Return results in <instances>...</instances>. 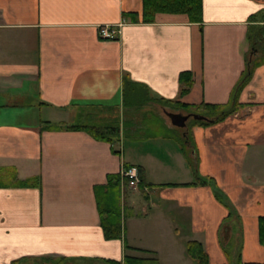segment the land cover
<instances>
[{
  "label": "crops",
  "instance_id": "0c3cea01",
  "mask_svg": "<svg viewBox=\"0 0 264 264\" xmlns=\"http://www.w3.org/2000/svg\"><path fill=\"white\" fill-rule=\"evenodd\" d=\"M263 8L264 0H202L201 22L173 13L142 22V0H0V169L40 180L39 187H0V264H111L122 261L123 240L162 264H194L185 246L195 240L209 264H231L218 236L228 209L211 183L238 216L228 251L240 236L241 263L264 264V63L239 91L236 112L208 126L177 127L164 108L188 112L157 101L227 104L260 23L250 16ZM117 23L115 39L99 38L100 25ZM182 71L193 82L179 96ZM125 81L132 82L127 92ZM134 86L142 89L140 106L124 102V92L135 100ZM81 118L95 123L74 122ZM99 119L118 129L117 141L83 128ZM187 134L196 171L181 149ZM124 165L142 169L144 182L123 193V236L108 240L94 187ZM196 173L210 182L192 184Z\"/></svg>",
  "mask_w": 264,
  "mask_h": 264
},
{
  "label": "trees",
  "instance_id": "16d2710c",
  "mask_svg": "<svg viewBox=\"0 0 264 264\" xmlns=\"http://www.w3.org/2000/svg\"><path fill=\"white\" fill-rule=\"evenodd\" d=\"M157 13H173V14H185L190 22H201L202 21V0H142V22H152ZM130 20L136 22L138 19L137 13H131L129 15ZM250 21L260 22L254 29L255 32L252 36V42L250 49L246 56V70L242 77L239 79L237 84L232 90L229 102L227 104H207L201 103L199 105H188L179 103L178 101L158 99L159 103L164 105H170L173 103L175 107L188 113H198L206 116L208 120H195L189 119L188 125H202L208 126L223 120L226 116L233 114L239 108L238 93L242 87L250 79L252 70L255 66L264 63V8L255 14L250 16ZM193 78L190 71H182L178 76V95L183 96L186 94L192 86ZM132 84L129 81L124 82L125 92H127L128 86ZM134 91L138 92V95H134L135 100H130L129 94L124 92V102L126 105L140 106L141 98L140 93L142 89L139 87H131ZM68 129L82 128V126L69 125ZM85 130L94 138L99 140H106L109 142H115L116 133L118 129L114 125L108 126H97L88 125L83 126ZM182 151L186 156V159L190 166L196 171V160L194 155L191 154L195 151V145L191 134H187L182 141ZM118 153L117 150H113ZM128 166V165H124ZM140 177V185L143 184L142 169H138ZM209 178L202 177L196 173V181L192 184H206L210 182ZM121 183L120 174H111L107 177V182L103 185L94 187V196L96 200V207L99 215L100 226L102 228L103 236L105 239H118L123 236V222H122V211H121V199L119 186ZM212 184L213 194L217 200L222 202L228 209V214L222 220L218 230V236L220 245L226 254L231 264H242L240 260V247L241 237L239 236L236 241L234 252L228 251V239L231 236L232 223L238 221V216L235 213L234 207L225 194L214 184ZM19 187V186H40V180L38 177H31L26 180H21L17 177L14 168H1L0 169V187ZM240 235V234H239ZM258 238L259 242L264 249V216L258 218ZM123 248L125 254L122 261L107 260L111 264H162L158 258L151 254V251L133 248L123 240ZM128 250H141L147 252L148 255L137 256L131 255ZM186 255L192 260L194 264H209V258L207 253L204 251L202 244L199 241L191 240L186 243L185 246ZM264 263V262H263Z\"/></svg>",
  "mask_w": 264,
  "mask_h": 264
},
{
  "label": "built area",
  "instance_id": "2783aa9c",
  "mask_svg": "<svg viewBox=\"0 0 264 264\" xmlns=\"http://www.w3.org/2000/svg\"><path fill=\"white\" fill-rule=\"evenodd\" d=\"M122 23L103 24L98 28V36L103 40L115 39L120 33ZM121 176V185L125 184L128 187H138L140 185V177L138 169L134 166H122L119 172Z\"/></svg>",
  "mask_w": 264,
  "mask_h": 264
},
{
  "label": "rangeland",
  "instance_id": "374dc122",
  "mask_svg": "<svg viewBox=\"0 0 264 264\" xmlns=\"http://www.w3.org/2000/svg\"><path fill=\"white\" fill-rule=\"evenodd\" d=\"M162 110H163V108H161ZM169 109V108H168ZM168 109H166V108H164V111L166 110V111H169ZM160 109L158 108L157 110L155 109V111H157L156 113L158 114H160V112H162V111H159ZM163 115H164V113H163ZM165 117H166V115H164ZM143 118H149V117H143ZM142 118V119H143ZM167 118V117H166ZM107 120H106V122L107 121H109V120H111V117L110 116H108L107 118H106ZM151 119V117L147 120L149 123H152L153 122V120H150ZM74 122H77V123H80V124H94L95 122L94 121H90L89 123L87 122V120L85 119V118H81V119H78V120H76V121H74ZM104 120L103 119H99V121L98 122H96V125L97 126H102L103 124H104ZM147 123V122H146ZM127 188H132V187H128L127 185H125V184H122L121 185V183H120V186H119V193H120V199H122L123 197V193H125V191H126V189ZM121 204H122V202H121ZM128 213L126 212V215H127ZM124 218V215H123V210H122V219ZM141 256H145V255H141ZM30 264H105V263H103V262H97V261H84V262H81V261H79V262H63V261H61V260H54V259H48V260H33Z\"/></svg>",
  "mask_w": 264,
  "mask_h": 264
},
{
  "label": "water",
  "instance_id": "95a60500",
  "mask_svg": "<svg viewBox=\"0 0 264 264\" xmlns=\"http://www.w3.org/2000/svg\"><path fill=\"white\" fill-rule=\"evenodd\" d=\"M165 114L170 118V121L173 125L177 127H186V123L189 119H195V120H208L206 116L198 114V113H186L183 114L181 112H171V111H164Z\"/></svg>",
  "mask_w": 264,
  "mask_h": 264
}]
</instances>
